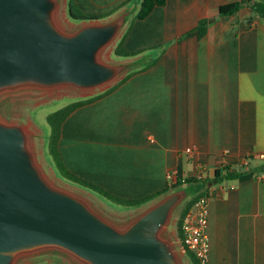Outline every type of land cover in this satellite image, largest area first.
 Returning <instances> with one entry per match:
<instances>
[{
	"label": "crops",
	"instance_id": "obj_1",
	"mask_svg": "<svg viewBox=\"0 0 264 264\" xmlns=\"http://www.w3.org/2000/svg\"><path fill=\"white\" fill-rule=\"evenodd\" d=\"M73 1L85 14L112 20L123 13L129 23L141 2ZM236 1L166 0L135 21L124 47L140 52L138 69L152 65L74 110L60 129L67 171L124 200L163 191L169 172L179 179L202 172L205 180L223 165L238 172L206 183L190 199L213 194L206 264H264V20L247 7L218 15ZM203 18L207 30L198 38Z\"/></svg>",
	"mask_w": 264,
	"mask_h": 264
},
{
	"label": "water",
	"instance_id": "obj_2",
	"mask_svg": "<svg viewBox=\"0 0 264 264\" xmlns=\"http://www.w3.org/2000/svg\"><path fill=\"white\" fill-rule=\"evenodd\" d=\"M53 8L52 0H0V89L24 83L88 89L110 83L120 72L96 55L116 38L125 14L64 35L51 22ZM184 196L183 191L166 196L118 231L79 200L50 188L24 147L21 129L0 123V264L46 246L89 264H175L158 233Z\"/></svg>",
	"mask_w": 264,
	"mask_h": 264
},
{
	"label": "rangeland",
	"instance_id": "obj_3",
	"mask_svg": "<svg viewBox=\"0 0 264 264\" xmlns=\"http://www.w3.org/2000/svg\"><path fill=\"white\" fill-rule=\"evenodd\" d=\"M54 8L51 13V22L64 35H71L77 32L85 23L74 21L68 17L67 1L52 0ZM105 18L90 21V25L107 23ZM128 21L117 33L116 38L109 41L96 55V60L104 65L121 67L118 75L108 84L95 88L80 89L72 85L40 86L24 83L0 89V123L6 126H16L24 134V147L39 172L43 181L52 189L65 193L82 202L91 212L118 231H124L138 217L147 210L158 204L166 196L183 191L185 196L170 211L166 223L158 233L160 239L165 240L171 249L175 264H193L178 238V222L180 213L199 188L193 182H184L175 189L152 200L142 206L129 208L117 206L96 193L76 186L60 177L53 166L51 158L47 153V141L50 127L46 117L56 110L62 109L74 102L84 100L103 92L111 84L123 78L129 72L138 70L144 66L142 57L116 58L113 49L117 41L123 36ZM263 159V158H262ZM240 165L244 166L240 159ZM199 180H204L202 176ZM186 180H191L185 178ZM11 264H89L72 253L55 247L46 246L30 251L16 254Z\"/></svg>",
	"mask_w": 264,
	"mask_h": 264
},
{
	"label": "trees",
	"instance_id": "obj_4",
	"mask_svg": "<svg viewBox=\"0 0 264 264\" xmlns=\"http://www.w3.org/2000/svg\"><path fill=\"white\" fill-rule=\"evenodd\" d=\"M165 2L166 0H141L139 8L137 12L135 13V15L133 16L132 21H130L123 36L117 41V43L114 46L113 55L116 58L127 59V58L136 57L137 55L140 54V52H129L124 47V39L126 37V34L128 33V30L130 29L131 25L135 21L145 19L153 11L154 8L164 6ZM244 7L251 9L258 18L264 20V0H240L236 2L223 4L218 9V15L221 17L229 16V15L236 13L237 11H239L241 8H244ZM67 14L70 19L74 21H82V22L97 21L109 15V14H102V15L85 14L75 5L73 0H67ZM207 25H208V19L206 18L200 19L197 22L195 31L197 33L198 38H201L205 35L206 30H207ZM151 65L152 63H149L148 65H146L145 67L141 69L129 72L127 75L119 79L117 82H115L112 86H110L103 92L95 96L86 98L84 100L74 102L62 109H59V110L54 111L53 113H50L46 117L47 124L50 127V133H49L48 141H47V153H48V156L51 158L53 166L56 169L58 175L62 177L63 179H65L66 181L76 186H79L83 189L90 190L96 193L97 195L103 197L104 199L108 200L109 202L117 206L129 207V208L142 206L150 202L151 200L156 199L166 194L171 189H175L179 187L186 181L195 183L196 187L200 189V188H203L208 182L234 179L239 174L238 172L231 170L228 165H223L221 166L220 169H216L214 171V174L210 180H205V179L199 180L196 178H192L191 180L184 179L183 181L181 179H176L174 182H172V180L169 179L170 181L168 183V187L155 195L147 196L139 200H124V199H121V198H118L116 196L109 194L102 188L95 186L89 182H86L67 171V169L65 168L63 164V161H62V158L59 152L60 129H61V125L64 122V120L77 108L87 105L89 103H92L110 94L117 87H119L122 83H124L128 78H130L132 75L136 73H140L148 69ZM196 199L197 198H195L194 200H190L186 204L185 208H183V210L180 213V221L178 222V228H177L179 239H181L180 226H181L182 218ZM187 253L193 264H199L190 252L187 251Z\"/></svg>",
	"mask_w": 264,
	"mask_h": 264
},
{
	"label": "built area",
	"instance_id": "obj_5",
	"mask_svg": "<svg viewBox=\"0 0 264 264\" xmlns=\"http://www.w3.org/2000/svg\"><path fill=\"white\" fill-rule=\"evenodd\" d=\"M186 155L193 153L192 148L184 150ZM264 158V154L259 155ZM249 156H243L241 162L247 166ZM168 177L172 182L179 179L175 173L169 172ZM200 175L196 179H200ZM182 181L183 178H180ZM212 191L200 195L192 203L188 211L184 214L181 221V244L185 250L190 252L199 264H206L208 259V240L205 228L208 223V201L212 197Z\"/></svg>",
	"mask_w": 264,
	"mask_h": 264
}]
</instances>
